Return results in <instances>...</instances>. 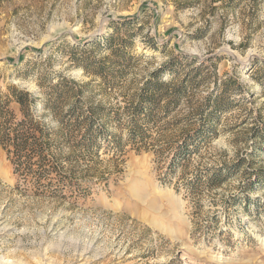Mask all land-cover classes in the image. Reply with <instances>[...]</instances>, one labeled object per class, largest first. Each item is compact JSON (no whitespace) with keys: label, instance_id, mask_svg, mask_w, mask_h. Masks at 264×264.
Segmentation results:
<instances>
[{"label":"rangeland","instance_id":"rangeland-1","mask_svg":"<svg viewBox=\"0 0 264 264\" xmlns=\"http://www.w3.org/2000/svg\"><path fill=\"white\" fill-rule=\"evenodd\" d=\"M109 33L132 60L102 84L95 66L111 52L94 42ZM160 68L187 95L144 142L111 115L90 148L68 144L40 101L64 77L86 85L84 109L122 111ZM227 79L211 132L169 168L192 111ZM8 86L39 99L34 118L66 178L15 174L0 147V264H264V0H0V94Z\"/></svg>","mask_w":264,"mask_h":264},{"label":"trees","instance_id":"trees-1","mask_svg":"<svg viewBox=\"0 0 264 264\" xmlns=\"http://www.w3.org/2000/svg\"><path fill=\"white\" fill-rule=\"evenodd\" d=\"M131 18L133 17H127V19ZM113 26L112 23L110 28L116 29ZM123 43L125 41L122 40L121 44ZM94 44L100 49L105 48L111 52L110 56L102 59L95 66L101 83H117L120 78L126 76L123 68L130 63L132 56L128 51H123L119 43L114 44L112 33L104 36L101 42ZM163 69L155 70L145 78L141 87L132 95L128 106L122 111L94 106L84 109L79 105V98L83 92L82 88L86 85L75 88L74 82L64 77L52 84L49 91H44L43 99L40 101L45 109L51 110L58 118L59 128L56 133L68 144L75 139L76 146L90 148L112 117L120 121L123 115L127 118L126 122L117 123V126H121L122 131H126L128 141L144 142L151 129L150 125L155 127L160 121L169 117L177 109L180 100L187 95L186 85L182 81L178 82L174 77L163 79ZM233 82L231 79L222 81L219 94L213 97L212 101L206 102L203 107L192 111L198 125L192 133L190 131L186 133L181 144L177 146L178 149L173 154L169 168L175 160L185 161L190 148L211 132V122H213L211 117L223 108L227 99L226 94L234 85ZM7 90V94H0V147L5 152L14 173L23 177L31 176L38 182L50 174L66 178L60 176L50 154L54 142L52 133L46 129L45 124L34 118L32 109L39 99L25 89L8 86ZM10 101L19 105L22 118L18 121L8 108ZM66 104L68 107L63 109ZM111 115L113 116L110 117ZM99 118H105L104 122L100 123ZM110 142H113V147L119 149L121 145L119 136L112 134ZM210 181L217 184L218 175H212Z\"/></svg>","mask_w":264,"mask_h":264}]
</instances>
